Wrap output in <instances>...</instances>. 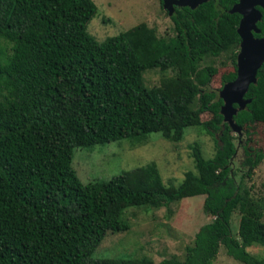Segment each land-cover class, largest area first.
<instances>
[{
    "label": "trees",
    "instance_id": "obj_1",
    "mask_svg": "<svg viewBox=\"0 0 264 264\" xmlns=\"http://www.w3.org/2000/svg\"><path fill=\"white\" fill-rule=\"evenodd\" d=\"M235 2L174 7L171 38L139 24L99 43L86 30L97 13L92 0H0V264H152L93 254L109 233L129 230L127 209L201 195L212 222L183 261L159 264H212L220 246L244 264H264L247 251L264 248L263 211L242 186L264 152L244 147L247 172L238 184L230 177L236 146L220 114V90L210 86L217 69L199 66L224 55L235 71L222 85L236 78L241 17L228 13ZM257 28L254 36L264 37V12ZM154 69L172 76L146 87L143 74ZM244 99L250 102L234 122L264 125V63ZM205 112L211 118L201 123ZM197 127L212 137L215 154L206 159L198 143L190 146L195 172L178 187L165 186L154 163L88 184L72 168L74 149L136 144L151 134L178 143Z\"/></svg>",
    "mask_w": 264,
    "mask_h": 264
},
{
    "label": "rangeland",
    "instance_id": "obj_2",
    "mask_svg": "<svg viewBox=\"0 0 264 264\" xmlns=\"http://www.w3.org/2000/svg\"><path fill=\"white\" fill-rule=\"evenodd\" d=\"M97 6L96 15L87 24L86 30L97 42L117 36L139 24L153 29L158 37L171 38L173 23L160 0H92ZM212 65L217 69L212 78L211 88L218 92L223 89L222 76L235 71L225 56L206 58L200 68ZM172 76L171 71L148 70L143 74L146 87L159 86L162 77ZM197 105L194 106L196 108ZM211 118L210 113L201 114L204 123ZM237 150L230 166L236 172L235 182L247 172L241 167L244 159V147L264 152V125L255 124L241 128L240 135L231 131ZM198 143L204 158L215 154V145L211 136L202 128H187L182 141L169 142L159 134H151L144 142L122 140L92 148L74 149L72 168L82 184L109 181L123 171L154 163L165 186L178 187L185 173L195 172L190 146ZM250 196L257 200L263 211L264 222V161L242 179ZM205 196L182 199L159 209L136 207L127 209L123 218L128 222L129 230L121 233H109L93 254L94 259H149L152 264L164 260L183 261L186 248L194 243L199 229L211 223L213 217L204 210ZM240 214L235 211L230 220L232 234L237 235ZM256 258L264 257V248L253 245L247 249ZM212 264H244L227 255L223 246Z\"/></svg>",
    "mask_w": 264,
    "mask_h": 264
},
{
    "label": "water",
    "instance_id": "obj_3",
    "mask_svg": "<svg viewBox=\"0 0 264 264\" xmlns=\"http://www.w3.org/2000/svg\"><path fill=\"white\" fill-rule=\"evenodd\" d=\"M208 1L210 0H162V3L164 10L171 16L174 6L195 9ZM257 6L264 12V0H238V3L230 11V13H237L241 16L237 28L240 44L236 57V78L224 84L223 89L218 93L223 102L220 108L223 122L229 126L231 131L237 132L239 135L241 127L234 122L233 117L250 102L244 99V96L249 85L256 83L257 71L264 63V37L254 36V34L260 33L257 23L262 17Z\"/></svg>",
    "mask_w": 264,
    "mask_h": 264
},
{
    "label": "flooded vegetation",
    "instance_id": "obj_4",
    "mask_svg": "<svg viewBox=\"0 0 264 264\" xmlns=\"http://www.w3.org/2000/svg\"><path fill=\"white\" fill-rule=\"evenodd\" d=\"M160 2L162 3V0H160ZM238 3V0H236V2L232 5V8L236 5ZM162 7H163V3H162ZM174 7H176V6H174ZM232 8L228 11V13H230V11L232 10ZM257 9L262 13L263 12V10L259 7V6H257ZM168 13V12H167ZM169 15V14H168ZM169 17H171L170 15H169ZM241 17V16H240ZM241 19V18H240ZM260 38V37H259ZM226 84V83H225ZM236 154H237V150L235 151V154H234V156L231 158V159H233L235 156H236ZM231 159H230V161H231ZM229 161V162H230ZM244 161H245V156H244V159L242 160V163H241V167H243V168H245V166L243 165L244 164ZM229 175H230V177L232 178V179H234V181H235V178H236V172H233V170H232V168H231V166H230V163H229Z\"/></svg>",
    "mask_w": 264,
    "mask_h": 264
}]
</instances>
